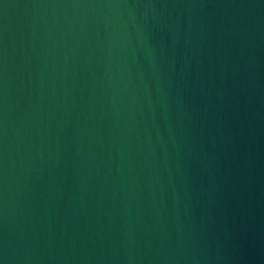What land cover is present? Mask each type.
Masks as SVG:
<instances>
[{"label":"water","instance_id":"95a60500","mask_svg":"<svg viewBox=\"0 0 264 264\" xmlns=\"http://www.w3.org/2000/svg\"><path fill=\"white\" fill-rule=\"evenodd\" d=\"M0 264H264V0H0Z\"/></svg>","mask_w":264,"mask_h":264}]
</instances>
